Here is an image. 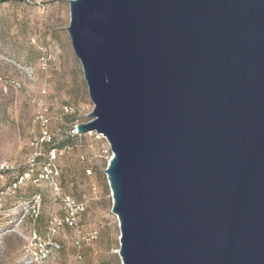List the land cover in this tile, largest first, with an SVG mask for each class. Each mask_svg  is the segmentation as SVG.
<instances>
[{
	"label": "water",
	"instance_id": "water-1",
	"mask_svg": "<svg viewBox=\"0 0 264 264\" xmlns=\"http://www.w3.org/2000/svg\"><path fill=\"white\" fill-rule=\"evenodd\" d=\"M122 264H264V0H68Z\"/></svg>",
	"mask_w": 264,
	"mask_h": 264
},
{
	"label": "rangeland",
	"instance_id": "rangeland-1",
	"mask_svg": "<svg viewBox=\"0 0 264 264\" xmlns=\"http://www.w3.org/2000/svg\"><path fill=\"white\" fill-rule=\"evenodd\" d=\"M69 23L68 0H0V264H122L113 152L76 128L94 104Z\"/></svg>",
	"mask_w": 264,
	"mask_h": 264
},
{
	"label": "built area",
	"instance_id": "built-area-1",
	"mask_svg": "<svg viewBox=\"0 0 264 264\" xmlns=\"http://www.w3.org/2000/svg\"><path fill=\"white\" fill-rule=\"evenodd\" d=\"M65 202L70 206L71 211L66 216L65 220L68 223H73V220L75 219V216L79 210H83V207L79 204H76L74 200L71 199V197H66Z\"/></svg>",
	"mask_w": 264,
	"mask_h": 264
},
{
	"label": "trees",
	"instance_id": "trees-1",
	"mask_svg": "<svg viewBox=\"0 0 264 264\" xmlns=\"http://www.w3.org/2000/svg\"><path fill=\"white\" fill-rule=\"evenodd\" d=\"M46 144H48V145H52V144H54L55 143V139H50L49 141H47V142H45ZM64 144H60V145H58V146H56V147H62ZM20 175H23V173H21ZM36 175H37V173H36ZM17 179L18 178H16V180H14L13 182H17ZM32 215V218L36 221L37 220V218H38V215L36 216V218L34 217V214H31Z\"/></svg>",
	"mask_w": 264,
	"mask_h": 264
}]
</instances>
